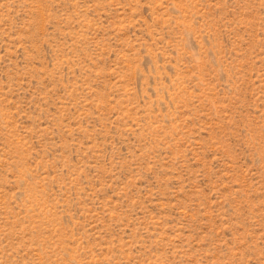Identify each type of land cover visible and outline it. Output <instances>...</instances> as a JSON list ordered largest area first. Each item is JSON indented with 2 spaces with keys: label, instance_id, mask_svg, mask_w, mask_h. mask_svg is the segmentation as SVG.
I'll use <instances>...</instances> for the list:
<instances>
[{
  "label": "rangeland",
  "instance_id": "374dc122",
  "mask_svg": "<svg viewBox=\"0 0 264 264\" xmlns=\"http://www.w3.org/2000/svg\"><path fill=\"white\" fill-rule=\"evenodd\" d=\"M0 264H264V0H0Z\"/></svg>",
  "mask_w": 264,
  "mask_h": 264
}]
</instances>
